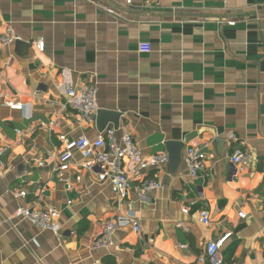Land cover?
<instances>
[{
    "label": "crops",
    "instance_id": "obj_1",
    "mask_svg": "<svg viewBox=\"0 0 264 264\" xmlns=\"http://www.w3.org/2000/svg\"><path fill=\"white\" fill-rule=\"evenodd\" d=\"M145 1L0 0V36L9 28L18 38L0 47V93L22 105L11 111L0 99V264H198L226 233L222 264H264V0ZM64 71L74 86L95 87L99 113L118 116L104 131L168 158L143 173L124 162L122 210L141 232L116 231L106 251L90 246L116 213L112 187L78 154L61 178L52 171L65 142L96 138L102 122L49 105L63 101ZM183 140L207 144L195 178ZM235 147L251 154L246 169L230 163ZM152 178L161 187L140 193L139 181ZM19 208L53 209L58 231L13 218Z\"/></svg>",
    "mask_w": 264,
    "mask_h": 264
},
{
    "label": "built area",
    "instance_id": "obj_2",
    "mask_svg": "<svg viewBox=\"0 0 264 264\" xmlns=\"http://www.w3.org/2000/svg\"><path fill=\"white\" fill-rule=\"evenodd\" d=\"M135 0H125V4L130 6ZM160 0H146L144 5L146 8H152L157 5ZM233 25V23H230ZM18 41L15 33L11 29H6L0 36V47L12 45ZM38 51L42 52L44 44L42 41L36 42ZM61 85L64 86V98L60 103L49 102L51 107L57 105L62 112L72 111L77 114L82 121L89 122L94 119L98 112L97 92L94 86L83 83L74 86L73 80L69 73L61 72ZM0 99L4 100V106L11 111H21L22 105L17 99H5L0 93ZM44 126V124H41ZM185 146L183 162L190 178L204 169V161L206 160L205 149L207 144L201 146L188 145L183 140ZM5 147L0 146V167L3 166ZM74 154H78L81 165L80 167L86 171L98 169L97 180L100 183H107L115 192L116 213L104 222L100 235L93 241L90 246L92 251H106L113 247V234L121 229H131L135 234H140L141 228L139 220L135 215L127 210H122L128 198L130 190V177L125 171L124 162L128 161L134 167L136 172L143 173L150 170L163 168L168 158L165 153H157L145 157L137 146L134 138L123 133L116 136V130L108 129L101 132L96 138L89 139L81 136L78 139L70 140L64 143L63 151L56 157L52 171L60 178L66 172L73 160ZM251 162V154L241 147H235L230 157V163L235 168L246 169ZM161 187L158 178L141 179L138 185L140 193H148L155 191ZM17 198H25L24 191H18L15 195ZM13 218H19L27 221L36 228L47 231L57 232L59 227L55 220L58 213L53 209H24L19 208L13 212ZM241 216V215H240ZM242 217V216H241ZM200 222L208 226L210 223L207 211L200 212ZM231 237L230 233H226L216 240H212L205 244L202 254L197 258L198 264H222L221 250L225 243ZM94 264H98L95 262Z\"/></svg>",
    "mask_w": 264,
    "mask_h": 264
},
{
    "label": "water",
    "instance_id": "obj_3",
    "mask_svg": "<svg viewBox=\"0 0 264 264\" xmlns=\"http://www.w3.org/2000/svg\"><path fill=\"white\" fill-rule=\"evenodd\" d=\"M106 116H107V114L97 112L98 121H101L100 118H102V122L101 123H98V132L99 133H101L102 131H104V129L106 127L105 126L106 125V121L105 120L111 122L113 120L112 118L118 117V116H111V115H109V117H106ZM112 124H113V126L115 128L116 127V123H112Z\"/></svg>",
    "mask_w": 264,
    "mask_h": 264
}]
</instances>
